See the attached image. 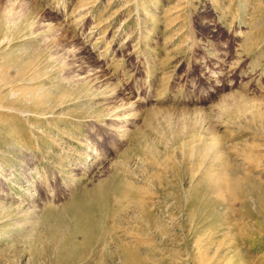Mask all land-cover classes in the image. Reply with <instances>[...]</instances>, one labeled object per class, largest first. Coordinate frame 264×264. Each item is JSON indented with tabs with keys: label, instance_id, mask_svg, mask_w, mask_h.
<instances>
[{
	"label": "rangeland",
	"instance_id": "374dc122",
	"mask_svg": "<svg viewBox=\"0 0 264 264\" xmlns=\"http://www.w3.org/2000/svg\"><path fill=\"white\" fill-rule=\"evenodd\" d=\"M0 264H264V0H0Z\"/></svg>",
	"mask_w": 264,
	"mask_h": 264
},
{
	"label": "bare ground",
	"instance_id": "6f19581e",
	"mask_svg": "<svg viewBox=\"0 0 264 264\" xmlns=\"http://www.w3.org/2000/svg\"><path fill=\"white\" fill-rule=\"evenodd\" d=\"M98 139H100V138H98ZM123 189H124V191H125V193H129V192H131V188L133 187V185L132 184H130V183H127V182H123V184H122V186H121ZM98 193V192H97ZM97 196H99V195H97ZM95 197V196H94ZM127 197H128V195H127ZM80 205V204H79ZM91 205V204H90ZM79 207V206H78ZM85 207V206H84ZM93 207H95V206H93Z\"/></svg>",
	"mask_w": 264,
	"mask_h": 264
}]
</instances>
